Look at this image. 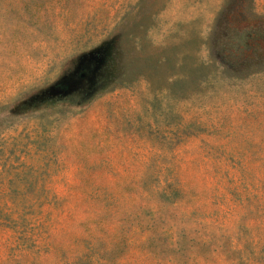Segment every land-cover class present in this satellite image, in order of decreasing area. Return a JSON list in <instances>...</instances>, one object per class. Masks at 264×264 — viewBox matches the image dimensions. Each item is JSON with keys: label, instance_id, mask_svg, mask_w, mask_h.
<instances>
[{"label": "rangeland", "instance_id": "rangeland-1", "mask_svg": "<svg viewBox=\"0 0 264 264\" xmlns=\"http://www.w3.org/2000/svg\"><path fill=\"white\" fill-rule=\"evenodd\" d=\"M0 264H264V0H0Z\"/></svg>", "mask_w": 264, "mask_h": 264}]
</instances>
